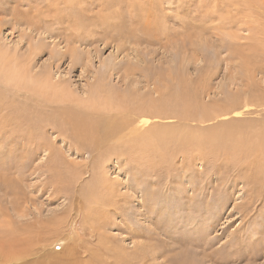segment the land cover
<instances>
[{
    "label": "rangeland",
    "instance_id": "rangeland-1",
    "mask_svg": "<svg viewBox=\"0 0 264 264\" xmlns=\"http://www.w3.org/2000/svg\"><path fill=\"white\" fill-rule=\"evenodd\" d=\"M0 47V264H264V0H0Z\"/></svg>",
    "mask_w": 264,
    "mask_h": 264
},
{
    "label": "bare ground",
    "instance_id": "bare-ground-1",
    "mask_svg": "<svg viewBox=\"0 0 264 264\" xmlns=\"http://www.w3.org/2000/svg\"><path fill=\"white\" fill-rule=\"evenodd\" d=\"M37 51H40V50H37ZM11 58H12L11 59V62H12L11 67H8V68H11V71H10V79L12 81L16 80L15 83H14V85L19 86V87H21L22 89L25 90V93L23 92L24 94L20 95V97H18V98L19 99L20 98H23V99H21L23 102L25 100H28L29 102L30 101H32V102L33 101H40L41 103H39V104H41L44 109H46V107H51L54 104H55V106L57 105L58 108H59V111H57V113H56V118L58 119V122L60 121L59 123L61 124L59 126V130H57V128H56L57 132H59V135H60V131L63 128H65V126L67 125V126H69L70 130L72 131V134H73V137L74 138H78V139L81 138V139L85 140V142L82 143L83 145H85L88 142H90V148L89 149L90 150H93V149L96 148V145L98 144V141H99V138L96 137L97 131L103 137L104 136L103 129H104L105 131L108 132V134H106L105 140L107 142L109 141V139H110V137L112 135V130L114 129L113 127H115L116 123H111V125L113 127H111L110 125H108V127H105L104 126L105 127L104 128L99 123L98 120L94 119L95 117L94 118H91V116L89 115L90 118L93 119V121H92L90 118L85 117V115L82 116L79 112H77V111H75L73 109H69V107H67V103H75L77 100L79 101V98H77V97L73 96L72 94H70L66 90L65 86L63 85V82H56V83H54L52 81L53 78L50 77V75H48V74L46 76H44L45 74H43L42 77L39 76L40 78H38V75L37 74H35V76L37 75V77L33 76V73H35V70L33 69L34 72L31 71L32 70V68H31L32 67V61H33L32 60L33 59L32 58V54H29L28 57H27V59H30L28 62H26V65H29L27 67V69H25V64L24 63L23 64H20L22 66L21 67V70L18 69L20 67V65L18 64V66H17L16 65V62L14 60L15 58H13V57H11ZM20 91L22 92V90H20ZM13 99H15V98H13ZM81 102H83V101H81ZM26 103H28V102H26ZM37 105H38V103L36 104V106ZM77 105H78V103H77ZM24 106L25 105L23 104V107ZM31 106H33V105H31ZM38 106H37V108H38ZM89 106H94L95 107V103L94 102H90ZM23 107H21V108H23ZM86 107H88V104H86ZM39 110L42 111L41 109H39ZM46 110H48V108ZM85 114H86V112H85ZM90 114H92V112H90ZM52 121H54V120H52ZM59 123H58V125H59ZM143 124H145V122ZM143 124L142 125H136V127H135L134 130H137L138 127H142ZM134 130H133V133L135 134V131ZM86 133H90L91 134L90 141L88 140V137H87ZM72 134H71V136H72ZM148 138H150L149 135L148 136H146V135H142V136L136 135V137H135V139H136L135 140L136 141L135 142V145L139 144V143H137L138 141L141 140V142H144V140H146ZM78 141H80V140H78Z\"/></svg>",
    "mask_w": 264,
    "mask_h": 264
}]
</instances>
